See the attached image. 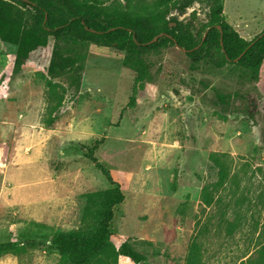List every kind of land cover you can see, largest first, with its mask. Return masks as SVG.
Listing matches in <instances>:
<instances>
[{"label": "rangeland", "instance_id": "374dc122", "mask_svg": "<svg viewBox=\"0 0 264 264\" xmlns=\"http://www.w3.org/2000/svg\"><path fill=\"white\" fill-rule=\"evenodd\" d=\"M121 1L141 7L155 0ZM208 6L200 0L170 16L199 41ZM14 7L31 22V12ZM223 15L245 41L264 30V0H224ZM68 44L86 56L81 83L77 91L67 86L51 113L56 101L47 90L45 62L15 73V48L0 42V230L15 234L32 222L53 232L77 229L85 194L109 187L87 155L100 142L93 156L125 197L111 223L116 248L126 238L144 256L139 264H185L195 242L202 264H240L248 257L245 264L261 263L264 71L255 80L246 68L217 66L218 51L192 63L168 45L146 55L148 79L138 85L125 52ZM49 117L56 118L51 125ZM212 157L225 168L219 186ZM203 188L212 199L208 206ZM0 264H59V256L46 242L0 256ZM116 264L133 263L119 257Z\"/></svg>", "mask_w": 264, "mask_h": 264}, {"label": "trees", "instance_id": "16d2710c", "mask_svg": "<svg viewBox=\"0 0 264 264\" xmlns=\"http://www.w3.org/2000/svg\"><path fill=\"white\" fill-rule=\"evenodd\" d=\"M199 1L155 0L136 7L121 0L109 3L101 0H0V42L15 48L12 61L15 73L28 63L45 62L47 90L50 99L56 101L51 113L60 107L67 86L76 91L80 87L86 56L75 54L69 42H88L125 52L124 63L136 73L134 82L138 85L148 79L146 55L168 45L184 50L192 63L205 56L212 57L214 51H218L221 60H212L215 65L231 63L246 68L258 80L264 71V30L251 41H245L226 21L224 0H209L208 26L203 37L196 41L190 27L170 14L172 10L183 14L192 3ZM15 3L32 13L31 22L15 9ZM54 80L63 81L65 86H58ZM136 93L134 86L130 107L136 103ZM54 119L49 117L47 125ZM99 143L87 148V155L109 187L85 194L79 227L53 232L32 222L15 234L0 230V256L16 255L48 242L58 252L59 264H116L119 257L128 258L133 264L145 260L126 238H122L118 248L112 243L115 208L125 197L120 183L93 156ZM211 159L219 169L216 185H222L226 179L224 165L218 159ZM201 198L207 206L212 203L207 188L202 189ZM258 254L261 263L256 264H264V244ZM201 257L200 247L192 242L185 264H202ZM249 259L240 264L250 262Z\"/></svg>", "mask_w": 264, "mask_h": 264}]
</instances>
